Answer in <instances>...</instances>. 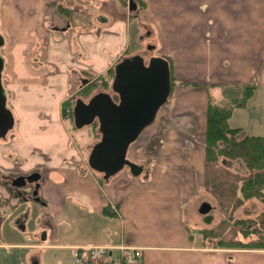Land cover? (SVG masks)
Masks as SVG:
<instances>
[{"label":"crops","instance_id":"1","mask_svg":"<svg viewBox=\"0 0 264 264\" xmlns=\"http://www.w3.org/2000/svg\"><path fill=\"white\" fill-rule=\"evenodd\" d=\"M131 1L0 0V264H131L133 248L142 264H264V249L208 243L188 216L199 224L190 205L208 191L210 98L238 99L256 83L229 122L264 136V0H136L146 5L137 20L156 26L160 53L173 61L178 82L168 119L178 120L160 122L158 146L131 144L127 157L144 166L141 175L123 169L105 180L83 157L63 105L132 54L140 24ZM153 125L146 127L152 135ZM33 172L41 174V201L12 185ZM10 197L39 203L26 223L4 209ZM90 246L113 249L99 262L83 250L75 263L73 248Z\"/></svg>","mask_w":264,"mask_h":264},{"label":"water","instance_id":"2","mask_svg":"<svg viewBox=\"0 0 264 264\" xmlns=\"http://www.w3.org/2000/svg\"><path fill=\"white\" fill-rule=\"evenodd\" d=\"M132 8H135V4ZM2 44L0 35V114L5 108ZM111 87L118 95V101L106 91L93 94L87 101L83 98L76 99L73 109L74 124L77 128H82L95 121L99 123L101 138L93 145L88 156L91 169L101 173L105 180L126 167L133 176H139L144 166L127 157L128 149L144 129L155 121L160 108L169 100L172 93L170 63L159 55L152 56L148 62L140 53L123 57L114 66ZM40 178L41 174L33 172L13 178L12 185L23 187L27 180L37 183L33 195L36 201H41L38 196ZM209 211L210 203L203 202L200 213L207 214Z\"/></svg>","mask_w":264,"mask_h":264},{"label":"rangeland","instance_id":"3","mask_svg":"<svg viewBox=\"0 0 264 264\" xmlns=\"http://www.w3.org/2000/svg\"><path fill=\"white\" fill-rule=\"evenodd\" d=\"M145 6H146L145 3L141 1L138 4V8L134 12H132V15H134L135 17L134 23L135 24L139 23L140 26L138 28L136 27L137 30L136 32L133 33L135 35L134 37L135 39H133L132 41L135 42H133L130 45L129 53L130 54L132 53L131 55L140 53L145 57L146 62H148L149 59L154 55L166 56L167 54L160 53L161 41L158 37L156 26L153 23L145 24V23H141L140 20H137L139 19V16L142 14V11L145 9ZM62 9L63 7H59L58 12L59 13L63 12L61 11ZM73 12L77 13L76 11ZM65 14L67 15V17H70L69 16L70 14L67 13ZM60 21L62 22L63 20L60 18L59 22ZM61 22L60 24H63V22L62 23ZM107 79L109 81V85L105 86V80ZM175 80L177 81V77H175ZM112 82H113V78L111 79L110 73L108 71L104 76L98 78L95 81L96 87L93 89L92 93L89 96L83 94L81 95L80 94L81 90H80L74 94L75 97H73L74 99L72 100L75 103L76 99L81 97L87 101L88 99H90V97L93 94L100 91L109 92L113 95V97H116L111 87ZM217 91H218L217 89H212L211 93L212 96L218 101L219 97ZM171 98L172 95L170 99ZM170 99L159 110L157 117L153 123V124H158L156 125L155 129H153L156 130V133L152 135L151 133L152 130L149 131V129L146 128L143 131V133L140 135L138 140L133 143L135 144L134 146H140L141 144H144V146H149L150 149L152 148V146L159 145L163 135L162 131L159 129L161 128L160 122H163V124L165 122L166 125L172 126L174 125L173 122L178 120V118L168 119V117L171 115L170 113L171 109L174 106L173 105L171 107ZM74 103L71 106L69 104V99L64 103L63 112L66 111V113H64L63 115L64 119H67V112L69 110L71 111L73 110ZM234 118H236V115ZM71 120L73 122L72 131L74 133L75 141L80 144L79 146H81L82 148L81 150L83 157L88 160V156L91 151V148L101 138V134L99 132V123L98 121H96L91 125H87L82 128H76L73 121V117H71ZM232 123H237V122L233 119ZM153 124H150L149 126H152ZM163 124L162 127H166V125L164 124L163 126ZM226 162L227 161H223V162L220 161L218 163L219 164L218 166L210 169V174L208 175L207 178L208 187L206 186L208 191L203 192V195H201V198L199 199L198 205H196L194 201H193L194 204L190 205L193 206L192 209L193 208L195 209L194 215L199 216L200 222L199 224H196L195 221L191 218L190 212H188V216L190 217V224L192 225V227H194V229H197L199 233L203 235L204 239L208 240V243H215L217 245H222V244L230 245L229 244L230 242H234V241L236 242L238 240L239 241L241 240L243 242L260 240L259 242H264V217L262 215L264 211L263 202L257 198H250L245 200L242 205H238L237 207H235V205H237L238 196H242V195L239 190L237 192L238 195L237 197L231 194L232 185L235 186L237 184L236 178L238 176L247 175L248 170L244 162L241 160L228 161V163ZM124 170L130 172L128 167H126ZM96 173L101 174L99 172ZM240 184L241 183L239 182L238 185ZM18 190L22 192H33L34 187L32 183H28L26 186L18 188ZM14 198L16 199L10 197L8 199V202H6L4 204L5 206L3 207H6L4 209H7V211L8 209H10L12 213L15 212L16 214L18 212L19 213V214L17 213L18 219H21V217L23 216L24 218L21 219V222L26 223L27 217L28 218L31 217L32 206L34 205L39 206V203L37 202L33 203L34 201L23 200L22 198H18V197H14ZM203 201H206L211 205V211H209L207 214L200 213V206H201V202ZM187 209L189 211L190 208L187 207ZM5 213H3L4 217H5ZM208 216L211 217L209 222L206 221V218ZM240 220L249 221V224H252L256 221V224L253 225L252 227H245V225L242 226L241 223H238L240 222ZM10 222L11 221H6V223H10ZM20 228L23 229L21 226ZM248 228L250 230H254V233H252ZM204 230H206L207 232H202ZM245 230L251 232V234L248 237L245 236L244 234L246 232ZM41 237H42V233L40 234V238Z\"/></svg>","mask_w":264,"mask_h":264},{"label":"trees","instance_id":"4","mask_svg":"<svg viewBox=\"0 0 264 264\" xmlns=\"http://www.w3.org/2000/svg\"><path fill=\"white\" fill-rule=\"evenodd\" d=\"M165 57L170 63L172 86L174 87L176 80L173 74L172 60L169 55ZM109 73L112 79L114 77V68H111ZM108 85L109 81L107 79L105 80V86ZM95 87L96 84L93 82L83 88L80 94L89 96ZM256 88V83L244 85L240 98L223 103L215 102L211 97L207 111V131L205 138L207 174L209 175L210 169L218 166L220 161H227L226 163H228V161L241 160L248 170V174L238 176L236 178L237 184L231 187L232 195L237 197L238 190L242 195L238 196L235 207L242 205L245 200L250 198H257L264 204V136L245 133L244 128L233 127L229 122L234 110L237 107L246 106L247 101L252 97ZM115 95V100H118V95ZM73 103L74 101L69 99L71 106ZM238 181L241 183L240 185H238ZM206 185L208 187V183ZM105 212L111 213L110 208L107 207ZM262 215L264 217V211ZM210 219L211 217L208 216L206 221L209 222ZM238 223H241L242 226L245 225V227H252L256 224V221L249 224V221L240 220ZM250 231L254 233V230ZM202 232L207 231L204 230ZM251 232L246 231L244 234L248 237ZM259 241L252 240L250 242H243L238 240L236 242H230V245H226V247L264 249V242ZM222 245L225 246V244Z\"/></svg>","mask_w":264,"mask_h":264},{"label":"built area","instance_id":"5","mask_svg":"<svg viewBox=\"0 0 264 264\" xmlns=\"http://www.w3.org/2000/svg\"><path fill=\"white\" fill-rule=\"evenodd\" d=\"M70 111L67 112V117ZM111 248L107 246H90V247H75L72 252L73 260L75 263H81L84 258H88L92 262H99L101 258L106 255ZM86 251V256L83 253ZM85 256V257H84ZM142 256L140 248H133L126 254L127 260L132 261L133 264H142L140 257Z\"/></svg>","mask_w":264,"mask_h":264},{"label":"flooded vegetation","instance_id":"6","mask_svg":"<svg viewBox=\"0 0 264 264\" xmlns=\"http://www.w3.org/2000/svg\"><path fill=\"white\" fill-rule=\"evenodd\" d=\"M29 175H30V174H29ZM26 176H27V175H26ZM26 180H27V179H26ZM28 183H31V182H29V181L27 180L25 186H26ZM33 184H35V188H34L32 194H31V197L34 199L35 196L33 195V193H34V191H35V189H36V184H37V183H32V185H33ZM14 187H15V186H14ZM23 187H24V186H23ZM16 188H21V187H16Z\"/></svg>","mask_w":264,"mask_h":264},{"label":"bare ground","instance_id":"7","mask_svg":"<svg viewBox=\"0 0 264 264\" xmlns=\"http://www.w3.org/2000/svg\"><path fill=\"white\" fill-rule=\"evenodd\" d=\"M108 247V246H107ZM110 248H112V247H110Z\"/></svg>","mask_w":264,"mask_h":264}]
</instances>
